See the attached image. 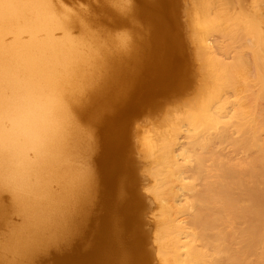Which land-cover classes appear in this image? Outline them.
Returning a JSON list of instances; mask_svg holds the SVG:
<instances>
[{"label": "bare ground", "instance_id": "6f19581e", "mask_svg": "<svg viewBox=\"0 0 264 264\" xmlns=\"http://www.w3.org/2000/svg\"><path fill=\"white\" fill-rule=\"evenodd\" d=\"M56 1L0 0V226L8 230L0 239V264H37L42 258L39 256L50 248H54L55 264H150V253L141 249L145 234L140 235V241L135 240L137 235L135 239L130 235L128 238L134 241L130 247L125 241L128 248L121 245L127 239L124 235L133 231L134 227L128 226L137 225L135 221L144 207L142 196L131 183L136 170L127 163L131 159L126 161V120L140 101H149L153 96L154 102V94L163 90L167 82H180L178 58L173 60L175 56L170 53L178 44L176 32L164 20L162 0H139L137 8V2L103 0L96 9L103 10L97 12L89 6L88 10L92 8L96 14L101 11L102 18L104 10L114 14L118 18L116 26L134 15V19L142 17L148 26L141 28L148 32L138 30L142 37L134 35L136 29L133 23L130 27L131 21L126 24L134 29L129 31L135 40L124 37L129 31L114 37L101 25L107 34L99 31L101 28L93 30L88 21L94 19L93 11H89L90 18L85 14V19L78 11L76 15L65 12L64 4L59 7L65 9L58 10ZM107 5H112L111 11ZM200 11L198 16L195 12V21L192 18L193 36L212 79L205 80L200 100L172 122L170 132L164 131L156 139L148 137L144 143L155 163L151 175L156 183L150 192L160 208L158 237L153 234L158 246L154 252L160 264H264V31H256L248 24L254 25L257 19L261 25L259 15L254 14L259 17L256 19L251 15L257 11L254 9L250 14H240L239 10L240 16L236 13V17L217 15L208 4ZM238 19L248 25H240ZM135 24L139 28L140 24ZM72 27L79 29L78 36L71 32ZM238 29L255 37L250 39L256 43L252 52L259 61L257 93L247 83L250 68L255 66H250L253 61L248 60L249 56L240 55L244 60L233 70V63L214 54V45L208 41L213 31L238 37ZM141 41L147 45L142 47ZM161 44L166 50L163 56ZM231 88L234 99L227 93L223 96V90ZM231 100L232 118L231 110L227 116L236 123L230 120L232 125L222 127L224 103ZM174 114L171 118L176 117ZM93 121L100 124L99 150L98 134L97 137L91 128L93 134L88 131ZM184 123L190 128L185 129L188 134L182 127ZM182 130L187 135L185 139L190 136L185 141H196L198 146L197 142L211 146L219 137L230 143L220 142L227 146L225 149L215 143L218 150L224 149L221 154L206 147L205 151L211 153L207 154L211 165L200 149L181 143ZM200 132L208 138L197 136ZM234 133L239 134L235 139ZM89 158L97 164L95 170L89 166ZM5 192L10 193L9 206L2 197ZM100 192L112 203L106 213L100 209L103 215L95 211ZM11 211L22 217L20 225L8 223ZM124 254H129L127 259Z\"/></svg>", "mask_w": 264, "mask_h": 264}, {"label": "rangeland", "instance_id": "374dc122", "mask_svg": "<svg viewBox=\"0 0 264 264\" xmlns=\"http://www.w3.org/2000/svg\"><path fill=\"white\" fill-rule=\"evenodd\" d=\"M54 1V0H53ZM56 1V0H55ZM61 1V3L62 4H60V2L58 3L57 1L56 2H54V5L55 6H57L56 8L58 9V10H60V11H63L65 8H67V9H65V12H69V13H71V11H72V14H74V15H76V14H78V13H80V14H78V15H82L83 14V17L86 19L87 17H89L90 18V16L88 15V14H91V16H93L94 17V19L92 18H90V20H88V21H90V22H92V23H90V25L93 27V30H95V28L96 29H98L99 30V28H101V30H99V31H102L103 30V28L102 27H105V28H107V30L110 32V33H108L107 32V30H106V32L108 33V35L110 36H114V37H118V36H121V34L124 32H128L129 30H131L132 28H134V29H136L135 31V33H134V35H138V33H139V31H142L143 32V30H141V28H144V27H148V26H146L147 25V22L145 21V23H144V20H143V18L142 17H140V16H137V18L135 17V19H138L139 18V20H136V22H135V19L132 17V19L130 20V21H127V22H125L123 25H125V26H123L121 23H120V21H119V25L120 26H116V25H114V24H117V17L113 14H109V12L108 11H106V10H104L105 12H104V14H103V18L101 17V15H102V13H101V11L103 10H101V9H99V10H101L99 13H97L96 14V12L97 11H99V10H96V9H98V5H100V3L103 1V0H60ZM105 1V0H104ZM103 1V2H104ZM110 1V0H109ZM114 1V0H113ZM116 1V0H115ZM120 1H122V0H120ZM131 1V2H130ZM124 0V1H122V2H120V3H123V2H125V4L127 3L128 4V2L129 3H132V2H137V3H135V7L137 8V7H139V6H137V5H139V0H135V1H132V0ZM160 1V0H159ZM164 0H162V2H161V9L163 8V10H162V14H163V16H164V20L167 22V25H169V28L171 27L175 32H176V36H177V38H178V44L176 45V47H174V49H172L171 51H170V53H172L173 54V56H175V57H173V60H176L177 58V67L176 68H178V70H179V75H178V79H180L179 81L180 82H178V81H173V83L170 81V84L167 82L166 83V85H165V87H167V92H165L166 90H165V87H164V89L163 90H161V91H164V93L163 92H156L155 94H154V102H152L153 100V96L150 98L151 100H149V101H140L139 103H138V105H139V107L137 108H135V110L131 113V114H129L128 116L129 117H131V118H129V120H126V121H128V122H126V125H127V131H125L126 133L125 134H128L127 132H129V134L126 136L125 134V138H126V143H128V144H126V152H127V157H126V161H128V159H131L132 160V162H131V160H129L127 163H128V165L130 166L131 165V167L130 168H132V166H133V170H136V171H134L133 173H132V182L131 183H133L134 184V188L136 189V191H135V189H134V191L135 192H137V194L138 195H141L142 197V201L144 202V209L141 207V209H143V210H141L140 209V211H141V214H140V212H139V214L141 215L140 217H141V220H140V217H139V215L137 216V218H139V219H136L137 221H135L136 222V226L134 225V224H132V225H130V226H128V227H130V229L131 228H133L132 230V232H131V230L129 229V228H127L128 229V234H127V236H125L124 235V238L126 239V240H124V241H122L121 242V245H123L124 247L126 246V242L125 241H127L128 243H127V246H129L130 247V244H132L133 243V241H134V239H135V236H136V239L135 240H137L138 239V241H140V238H142V236H140L141 234L142 235H144V237L146 238L142 243H143V245L141 246V249L143 250V252L146 250L148 253H150L149 255H151L150 257H151V259H150V264H160V261H158V257H157V252L155 251L154 252V250H157V242L156 243H154V240L156 241V236L155 235H157V237H158V234L159 233H156V231H158V225H159V222H158V220H160V217L158 216L159 214H160V211L158 210V209H160L159 208V206H157L158 204L157 203H155L156 201L154 200V198H153V196H152V194H151V192H150V188H153V186L155 185V180H153V176L151 175V171H152V169L154 168V166H155V163H154V161L152 160V159H150V155H148V153H147V151L145 150V145H144V143H145V140H146V138L148 139V137H149V139L148 140H150V138H153V139H156L159 135H161V134H164V133H168V131L170 132L171 131V128H172V122H175V119L176 118H178L179 116H182V115H184V113L186 112V110L188 109V107H189V109H190V107L191 106H193L195 103H196V100L197 101H199L200 100V98H201V96L202 95H200V94H203L204 93V86H205V84H206V81H208L207 80V78L209 79V81H210V79H212V77L207 73V67H206V69H205V65L203 64V59L200 57V52H199V48H198V46H197V44H195L196 43V36L194 37L193 36V33H195V27H194V30H192L193 29V23H192V21H193V19L196 17V15L198 16V14H200V9L203 7V6H206L207 4H208V6L210 7V10H213L212 12H214L215 14H217V15H220V14H218V13H221V15H225V14H227V15H232V14H235V15H232V16H234V17H236L237 16V14H241V12H244L246 9H251L250 11L251 12H253V9H254V11H258V14H257V11L256 12H253V14H251V15H253V18H259L260 17V22H259V24H261V25H258V22H256L257 21V19H256V21L254 22V25H253V23H250V22H248V24H250V28H253L254 26L256 27L255 28V30L256 31H260V32H263L264 31V5H263V1L264 0H166L167 2H169V4L167 3V5H166V3H164V2H166V1H164ZM206 3H205V2ZM213 1V2H212ZM118 3H119V1H117ZM203 2V3H202ZM209 2H210V4H209ZM212 2V3H211ZM260 2V3H259ZM56 3V4H55ZM58 3V4H57ZM93 3V4H92ZM133 3V4H134ZM163 3V4H162ZM215 5H214V4ZM63 4H64V6H66L65 8L64 7H62V8H60L61 6H63ZM91 4V5H90ZM137 4V5H136ZM196 4H197V6H196ZM212 4V5H211ZM131 5V4H130ZM163 5H166L165 7L163 6ZM202 5V6H201ZM60 6V7H59ZM89 6L90 7H92L93 6V8H95V11L96 12H94V9L92 10V8L90 9L91 11H93V12H91L90 10H88L89 9ZM112 6V5H111ZM111 6L109 5H107L106 7H108V10H112L111 9ZM199 6V7H198ZM97 7V8H96ZM197 7H198V9H197ZM215 8V11H214V8ZM218 7V8H217ZM245 7L246 9L244 10V11H242V9ZM77 8V9H76ZM110 8V9H109ZM212 8V9H211ZM165 9V10H164ZM197 9V11H195ZM218 9V10H217ZM248 9V10H249ZM67 10V11H66ZM85 10V11H84ZM192 10H194V11H192ZM239 10H240V12H239ZM248 10H246L245 12L246 13H248V14H250L251 12H248ZM74 11H76V12H74ZM77 11H78V13H77ZM89 13H88V12ZM217 11V12H216ZM219 11V12H218ZM166 14H165V13ZM197 14H196V13ZM239 12V13H238ZM97 15H95V14ZM101 13V14H100ZM108 13V14H107ZM237 13V14H236ZM85 14H87V17L86 16H84ZM165 14V15H164ZM194 14V15H193ZM196 14V15H195ZM240 14L238 15V16H240ZM254 14H255V16H257V15H259V17H255L254 16ZM95 15V16H94ZM99 15H100V17H99ZM168 17H167V16ZM114 16V17H113ZM166 16V17H165ZM192 16H194V17H192ZM222 16V18H224ZM95 17H99V19H96ZM106 19H105V18ZM88 18V19H89ZM166 18H168V19H166ZM193 18V19H192ZM100 19H102V21H100ZM105 21H104V20ZM133 19H134V22H133ZM142 19V20H141ZM92 20H95V21H92ZM99 22V24H97L98 22ZM196 20V18L194 19V21ZM239 20V19H238ZM238 20H237V23H239L240 25H242V24H245V26H247L248 24H247V22L246 23H244V21L243 22H241L240 20H239V22H238ZM114 21H116L115 23H113ZM137 21H139V22H137ZM141 21H143V22H141ZM130 22V27H132L131 25H132V23L134 24L133 25V27L132 28H130L129 26L128 27H126L127 25L126 24H128ZM165 22V23H166ZM111 23V24H110ZM135 23H137V24H140V25H138L139 26V28L138 27H136L137 25L135 24ZM141 23H142V26H141ZM99 25H101V26H99ZM141 26V27H140ZM263 26V27H262ZM136 27V28H135ZM262 27V28H261ZM77 28V27H76ZM76 28H74V27H72L71 29H73V30H71V32H73V34L75 35V36H78L79 34H80V32L78 31L79 29L77 28V30H76ZM146 28L144 29V32L143 33H145V32H148L147 30H146ZM259 28H261V29H259ZM75 29V30H74ZM134 29H132L133 30V32H134ZM105 30H104V33H105ZM132 30H131V32H132ZM139 30V31H138ZM146 30V31H145ZM97 31V30H96ZM138 31V32H137ZM247 31H249V28H248V30ZM246 31V33L244 32H242V30L241 29H238L237 30V32H238V37H235V36H224L223 34L221 35V33H219L218 31L217 32H214L213 31V34L212 33H210V35L208 36V41L210 42V43H212L211 45L213 46L214 45V48H215V51H214V54H215V52L218 54H216L217 56H221V57H223V58H221V59H226V60H228V62L231 64V63H233V67H232V69L233 70H237L236 68H234V66H235V64H239L241 61H243L244 60V58H239L240 57V55H248L249 56V58L250 59H248L249 61H253V62H251L250 63V66H251V64H253V65H255V66H253V67H251L250 68V72H249V82H247V83H249L250 84V90L251 89H253L254 90V92L255 93H257V91L259 90V81L260 80H258L259 78H258V71H256V68L258 69L259 68V61H258V56L256 55V54H254L255 52H252V50H253V48H254V46H256V43H254V40H255V37L254 36H252V35H254V34H252V33H250V32H247ZM77 32V33H76ZM130 32V31H129ZM131 32L127 35V33H125V35H124V33H123V35H124V37H127V38H129L130 36H131ZM102 33H103V31H102ZM103 33V34H104ZM107 33H105V34H107ZM121 33V34H120ZM143 33H139L140 34V36L143 34ZM264 33V32H263ZM252 34V35H251ZM58 35H61V33H59ZM132 35H133V33H132ZM192 35V36H191ZM212 35V36H211ZM136 36H132V37H130L132 40H135V38H136ZM219 36H221V37H219ZM137 37H139V36H137ZM142 37V36H141ZM230 37H233V38H230ZM246 37V38H245ZM134 38V39H133ZM194 38V39H193ZM223 38V39H222ZM235 38H236V40H235ZM254 39V40H251V39ZM8 39H9V37H8ZM149 39V38H148ZM231 39V40H230ZM9 40H11V39H9ZM131 40V42H134V41H132ZM139 40V39H138ZM145 41L147 40V38H145L144 39ZM236 42H235V41ZM145 41H141V46L142 45H147V43H145ZM230 41H232L230 44H229V42ZM148 42V41H147ZM227 42V43H226ZM145 43V44H144ZM184 45H183V44ZM194 43V44H193ZM219 43V44H218ZM247 44V46H246V44ZM248 43H250V44H248ZM194 45H195V48H194ZM216 45V46H215ZM229 46L230 45V47H227V46ZM254 45V46H253ZM161 46H163V47H161L160 48V50L162 51H160L161 53H163L162 54V56L164 55V53H165V51H164V49H165V47H164V45L163 44H161ZM184 46H186L185 47V49H184ZM224 46H226L227 48H225ZM143 47V46H142ZM145 47V46H144ZM246 47H248V48H246ZM225 48V49H224ZM163 49V50H162ZM229 50H231V51H229ZM234 50H236V51H234ZM241 50H243V51H241ZM228 51V52H227ZM159 52V53H160ZM199 53V54H198ZM248 53V54H247ZM197 54H198V56L199 57H197ZM231 54V55H230ZM252 54V55H251ZM227 55V56H226ZM229 55V56H228ZM171 56V55H170ZM247 56H245V58H246ZM175 58V59H174ZM198 60H197V59ZM199 58H201V62L199 61ZM226 60L224 61V62H226ZM258 65H256V64ZM200 65V66H199ZM202 65V66H201ZM204 65V66H203ZM179 66V67H178ZM199 67V68H198ZM235 67H237V65L235 66ZM252 68H254L255 70H253ZM186 69V70H185ZM202 70H204L205 72H203ZM180 71H181V73L182 72H184V73H182L183 74V76H181L182 74L180 73ZM255 71V72H254ZM204 73V75H203V73ZM233 72H235V71H233ZM207 73V74H206ZM253 74H254V76L255 77H252L253 76ZM210 76V77H209ZM183 79H182V78ZM186 77V78H185ZM185 78V79H184ZM251 78H253V79H251ZM254 78H256V81H254L255 79ZM187 79H189V80H187ZM186 80V81H185ZM206 80V81H205ZM237 80V79H236ZM185 81V82H184ZM189 81V82H188ZM182 82V83H181ZM256 82V85L255 84H252V83H255ZM176 83V84H175ZM184 83V84H183ZM203 83H205L204 85H203ZM175 84V85H174ZM258 84V85H257ZM178 85V86H177ZM182 85H184V87L182 86ZM247 85V84H246ZM169 86H171V88L169 87ZM175 86V87H174ZM181 86V87H180ZM257 86V87H256ZM172 87H174V88H172ZM180 87V88H179ZM186 87V88H185ZM176 88V89H175ZM182 88V89H181ZM230 88V87H229ZM226 89V88H225ZM228 89V88H227ZM249 90V91H250ZM201 91H202V93H201ZM225 90H223V96H225L226 94L225 93H227V97H230L231 99H234V97L233 96H235L234 94V91H233V89L231 88L230 90H226L227 92H224ZM252 91V90H251ZM259 92V91H258ZM234 93V94H233ZM158 94H160V95H158ZM229 94H230V96H229ZM199 95H200V97H199ZM155 96H156V98H155ZM190 100H193V101H190ZM149 102H151V103H149ZM149 103V104H148ZM225 103H226V105H225ZM224 103V106H225V110L223 111L224 113H225V117H224V114L223 113H221V109L223 108V107H221V109L219 110L218 108H216V110H217V112L219 113V115H220V113L223 115V116H221V117H224L225 119H224V123L222 124V125H225V126H222V127H227V126H229L231 123L233 124V122H235L233 119H230V118H232V111L233 110H231L232 108L231 107H233V101L231 100V101H229V103L228 102H225ZM190 104H191V106H190ZM229 104V105H228ZM232 105V106H231ZM228 106H229V108H228ZM185 107V108H184ZM183 109L184 110V112H183V110H181V109ZM187 108V109H186ZM176 110V111H175ZM231 110V115L229 114V111ZM176 112V114H174V115H176V117H174V118H171V117H173V113H175ZM220 111V112H219ZM170 112V113H169ZM227 112V113H226ZM177 113H178V115H177ZM230 115V118H228V116L227 115ZM131 115V116H130ZM164 115L167 117H164ZM170 117V118H169ZM237 119V117L235 116L234 117V119ZM127 119H128V117H127ZM162 119V120H161ZM165 119V120H164ZM171 119V120H170ZM174 121H173V120ZM226 119H229V120H227L226 121ZM86 121H87V119H85ZM84 120V121H85ZM222 121H223V119H221ZM230 120H233V122L232 121H230ZM83 121V122H84ZM165 123H164V122ZM171 121V122H170ZM177 121V120H176ZM160 122V123H159ZM221 122V121H220ZM86 123H88V122H85L84 124H85V126L84 127H87V124ZM93 123H95L94 125H93ZM93 123L92 124H88V131H90L91 132V129L93 130V133L94 134H96V136H97V134H98V138L96 139L97 140V142L99 141V139H100V135H101V133L99 132L100 131V124H97L98 122H96V121H93ZM161 123H163V124H161ZM171 123V124H170ZM219 123V122H218ZM236 123V122H235ZM220 124V123H219ZM231 124V125H232ZM99 125V126H98ZM156 125V126H155ZM166 125H168L169 126V128H167L166 127ZM92 126V127H91ZM98 126V127H97ZM185 126V127H184ZM187 126V124H183L182 125V127H183V129H184V131H185V129L187 130V129H190V128H187L186 127ZM218 126V125H217ZM216 126V127H217ZM217 127L218 129H224V128H222V127ZM96 127V128H95ZM162 129H161V128ZM216 127H215V129H216ZM89 128H91V129H89ZM150 129V131H149V129ZM151 128H152V131H151ZM156 128V129H155ZM164 128V129H163ZM165 128H166V130H165ZM163 130V131H160V130ZM168 129V130H167ZM98 130V131H97ZM135 130V131H134ZM154 130V131H153ZM217 130V129H216ZM87 131V132H88ZM97 133H96V132ZM131 131V132H130ZM137 131V132H136ZM141 133H140V132ZM147 131V132H146ZM157 131H160V132H157ZM165 131V132H164ZM89 132V133H90ZM164 132V133H163ZM185 132H187V134L189 133V130L188 131H185ZM202 132V131H201ZM199 133V134H201V135H197V136H202L203 135V133ZM92 132H91V134H93ZM133 133V134H132ZM143 133V134H142ZM145 133V134H144ZM146 133H148V134H146ZM152 133H154L153 135H152ZM141 134V135H140ZM182 135H184V133H183V130H182V133H181ZM180 134V138L179 139H181L182 141H181V143L182 142H184V143H187V145H185V146H191V145H193L195 148H196V150L198 151L199 149L201 150H199L200 152H203V155H204V158H205V160H207V161H209L210 160V162H208V164L210 163L211 165H213L212 163H211V161H212V159L210 158V155H209V160H208V153H209V151L208 150H206L205 151V149H206V147H207V149L209 148V147H211L212 149H216V150H218V148H221V147H223V145H224V149H225V147H227V146H225V144H222L223 142L224 143H226V144H228L227 143V141L228 140H226V141H223V139L222 140H220V137H219V140L217 139V137H215L217 140H215V139H213V140H215V142H213V140H212V142H213V145H208V146H206L205 145V143H203L204 144V146H205V148H203L201 145H203V144H201L200 145V143L199 142H197L198 144H199V146L196 144V141H195V143H189V140H188V142H186L187 141V139H189L190 138V136H188V138L187 139H185L186 137L185 136H187L186 134L183 136L184 138H181L182 137V135ZM237 134V133H236ZM236 134L234 133V135H233V137H234V139L236 138ZM131 135V136H130ZM128 136H129V138H128ZM154 136H156V137H154ZM203 136H205L204 138H208V136L206 135V134H204ZM237 136H239V134H237ZM135 137V138H134ZM141 137V138H140ZM192 138H193V136H191ZM194 137H196V136H194ZM211 137H214V136H210V138ZM145 138V139H144ZM196 138H198V137H196ZM201 138V137H200ZM203 138V137H202ZM203 138V139H204ZM238 138V137H237ZM143 141H142V140ZM194 139V138H193ZM192 139V140H193ZM203 139H202V142H203ZM240 139V138H239ZM139 140H140V142H139ZM186 140V141H185ZM195 140V139H194ZM198 140V139H197ZM100 141H102V138L100 139ZM180 141V140H179ZM191 141V140H190ZM198 141H200L201 142V140H198ZM219 142H222V143H220V144H222L221 145V147H220V145L218 144L217 145V143ZM229 143H230V141H228ZM140 143H142V144H140ZM191 144V145H189V144ZM215 143H216V145H217V147L215 146ZM98 144H99V146H97L98 148V150H99V147L101 148V144L102 143H99L98 142ZM142 145V146H141ZM144 145V146H143ZM230 145V144H229ZM141 146V147H140ZM212 146H215V147H212ZM138 147V148H137ZM144 147V148H143ZM140 148V149H139ZM198 148V149H197ZM214 149V150H215ZM223 149V150H224ZM140 150V151H139ZM143 150V151H142ZM223 150L221 149V150H218V153H219V151H220V153L219 154H221L222 152H223ZM205 151V152H204ZM209 154H211V153H209ZM216 154H217V152H216ZM126 155V154H125ZM146 155H147V157H146ZM152 158V157H151ZM149 161H148V160ZM89 160L91 161L92 160V158H89ZM148 161V162H147ZM207 161H206V163H207ZM131 163V164H130ZM142 163V164H141ZM95 164H96V162H95ZM133 164V165H132ZM139 164V165H138ZM144 164H146V165H144ZM194 164H196V162L194 163ZM91 165H92V167H91ZM144 167H143V166ZM152 165H153V167H152ZM211 165H209V166H211ZM89 166L91 167V168H93L92 170H95V168H96V166H97V164H96V166L94 165V161H91L90 162V164H89ZM95 166V167H94ZM147 166H148V168H147ZM135 167V168H134ZM139 168V169H138ZM145 168V169H144ZM147 168V169H146ZM152 168V169H151ZM142 171H141V170ZM132 170V171H133ZM188 174H190V173H188ZM136 175V176H135ZM145 175H147V176H145ZM139 176H140V178H139ZM144 176V177H143ZM110 177V176H109ZM143 178H145V179H143ZM151 178V179H150ZM135 179H137V181L135 180ZM148 180V181H147ZM137 182V183H136ZM154 182V183H153ZM136 183V184H135ZM150 183V184H149ZM153 183V184H152ZM147 184V185H146ZM137 186V187H136ZM139 186V187H138ZM144 186V187H143ZM147 186V187H146ZM148 188V189H147ZM142 189V190H141ZM138 191H139V193H138ZM8 193V192H7ZM6 194V192L4 193V195ZM8 194H10V193H8ZM8 194H6L5 196H3L2 195V197H3V199H4V203H5V205H8V204H10L11 203V201H10V203H9V199H11L10 198V195H8ZM101 195V196H100ZM7 196H9V197H7ZM99 205L97 204V208L95 209V211H96V213H98L97 215H100V214H105L106 212L105 211H107L109 208H110V206L112 205V203L111 202H109L108 201V199H104L103 197H102V193L100 192V194H99ZM103 200L106 202V203H104L103 202ZM107 202H108V204H107ZM146 203V204H145ZM149 204V205H148ZM9 206V205H8ZM156 206H157V208H156ZM7 207V206H6ZM103 208H104V212L102 211L103 210ZM156 208V209H155ZM100 209H102V210H100ZM148 209V210H147ZM154 210V211H153ZM158 210V211H157ZM143 211V212H142ZM148 211H151V212H148ZM155 211H157V212H155ZM103 212V213H102ZM14 212L13 211H11L8 215L11 217V218H8V223L11 225V223H12V225H20V223H22V217L20 216V215H16V212L13 214ZM100 213V214H99ZM159 213V214H158ZM13 214V215H12ZM156 214V215H155ZM158 214V215H157ZM157 217V219H155ZM159 217V218H158ZM146 218V219H145ZM98 222H99V220H97ZM143 221V222H142ZM155 221H156V223H155ZM14 222H15V224H14ZM138 222H139V224H138ZM142 226V227H141ZM157 226V227H156ZM2 226H0V228H1ZM93 227V226H92ZM95 227V226H94ZM137 228H139V229H137ZM140 228H142L143 230H141ZM154 230V231H153ZM3 231V232H2ZM7 229H6V227H2L1 229H0V239L2 238V237H4L5 235H6V233H7ZM145 233H144V232ZM133 232H134V234H133ZM147 232V233H146ZM149 232V233H148ZM159 232V231H158ZM2 233V234H1ZM137 233V234H136ZM140 233V234H139ZM152 233V234H151ZM156 233V234H155ZM139 234V235H138ZM153 234H155L154 236H153ZM131 235V236H130ZM149 235H150V238H149ZM152 235V236H151ZM2 236V237H1ZM134 237V239H132V238H128V237ZM123 238V239H124ZM130 239H132V240H130ZM149 239V240H148ZM153 239V240H152ZM130 242H129V241ZM149 243V244H148ZM154 243V244H153ZM147 244V245H146ZM156 244V245H155ZM126 246V247H127ZM153 246H154V249H153ZM157 246V247H156ZM143 247H145V249H143ZM128 248V247H127ZM54 248H50V250L48 251V253L47 252H45V253H42V255H40L39 256V258H41V259H39V263H37V264H55V262H56V260L55 259H53L54 258V256H53V253H54V250H53ZM150 250V252H149V250ZM152 250V251H151ZM129 251H130V249H129ZM126 254H127V252H126ZM126 254H124V255H126ZM129 255V254H128ZM128 255H126V259L128 258ZM50 257V258H49ZM153 257V258H152ZM156 257V258H155ZM153 259V260H152ZM154 259H155V261H154ZM55 260V261H54ZM152 260V261H151ZM154 261V262H153ZM153 262V263H152ZM159 262V263H158Z\"/></svg>", "mask_w": 264, "mask_h": 264}]
</instances>
